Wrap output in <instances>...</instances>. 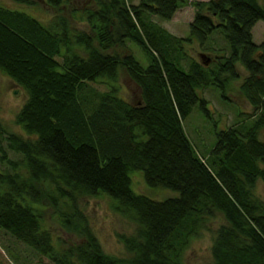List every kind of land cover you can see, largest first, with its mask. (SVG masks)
<instances>
[{"label":"trees","instance_id":"trees-1","mask_svg":"<svg viewBox=\"0 0 264 264\" xmlns=\"http://www.w3.org/2000/svg\"><path fill=\"white\" fill-rule=\"evenodd\" d=\"M44 1L54 10L47 22L0 4V72L26 95L15 118L26 136L0 130L20 155L8 158L0 137V161L9 165L0 171V229L50 264H185L191 241L221 215L212 264H264V198L255 193L257 181L264 184V36L256 44L252 35L264 21L263 0H194L186 37L154 18L170 20L189 0H98L80 16L88 29L72 25L76 18L64 10L70 0ZM215 30L229 50L205 66L186 45L204 46ZM125 39L145 53L146 65L116 50ZM237 64L248 72L241 92L256 111L248 122L214 128L199 154L183 120L196 105L207 111L199 88L225 96ZM122 73L139 90L135 100L118 94ZM135 171L147 186L176 194L134 191ZM96 196L135 224L121 236L128 258L104 252L82 216L79 200ZM49 207L79 242H54Z\"/></svg>","mask_w":264,"mask_h":264},{"label":"rangeland","instance_id":"rangeland-1","mask_svg":"<svg viewBox=\"0 0 264 264\" xmlns=\"http://www.w3.org/2000/svg\"><path fill=\"white\" fill-rule=\"evenodd\" d=\"M98 0H70L65 12L73 15L76 19L72 25L78 28H87L88 22L80 16L87 10H95ZM139 0H128L129 4H137ZM192 1L180 7L170 20L157 19L156 22L176 36L186 37L189 34V24L194 16ZM207 1V0H206ZM264 2V0H263ZM0 4L24 11L43 22H47L53 15L54 10L44 0H37L34 5H26L14 0H0ZM87 9V10H86ZM253 40L259 44L264 36V21L259 20L252 28ZM116 50L121 54L123 51L131 52L142 65L147 64L145 53L134 42L125 39L119 42ZM229 46L225 37L219 31H213L207 38L204 46L197 42L186 45L188 55L199 61H207L205 66H213L216 59L222 54H227ZM202 55L205 57L202 59ZM215 60V61H214ZM237 78L228 81L225 96L222 91L215 87L205 89L199 88L198 94L207 101L206 112L196 105L183 120V127L197 153L204 154L214 141L213 129H225L239 123L241 120L248 122L251 114L256 110L241 92V84L248 72L240 65H236ZM119 88V95L128 101L135 100L138 96L137 86L122 73L116 83ZM93 87L105 91L108 89L105 84H93ZM25 92L18 87L7 75L0 72V130L4 132L18 133L26 136L16 123V114L25 100ZM243 120V121H244ZM1 132V131H0ZM2 138V145L5 146L6 155L10 159H19L20 155L6 147L5 139ZM6 161H0V171L8 170ZM139 171L130 173L133 176L132 188L138 193L146 194L155 199L175 195L176 193L168 188H157L147 186ZM131 178V179H132ZM255 193L264 198V184L257 181ZM82 216L86 219L87 225L92 230L104 252L120 257L128 258L121 236L130 235L135 224L126 217L113 210L110 199L106 196L85 197L78 202ZM46 226L49 227L56 244H72L79 242L81 236L65 230L59 223L53 208L45 211ZM225 222L221 215L211 219L207 228L202 229L186 249L183 260L185 264H212L211 244L216 229ZM14 257V258H13ZM0 264H50L49 260L37 254L30 247L16 240L8 233L0 229Z\"/></svg>","mask_w":264,"mask_h":264},{"label":"water","instance_id":"water-1","mask_svg":"<svg viewBox=\"0 0 264 264\" xmlns=\"http://www.w3.org/2000/svg\"><path fill=\"white\" fill-rule=\"evenodd\" d=\"M201 57H202V59H203L205 56L202 55ZM207 63H208V62H207V61H204V60H203V62H202V64H204V65H206Z\"/></svg>","mask_w":264,"mask_h":264}]
</instances>
